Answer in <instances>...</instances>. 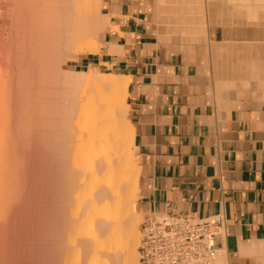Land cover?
<instances>
[{"label":"bare ground","instance_id":"1","mask_svg":"<svg viewBox=\"0 0 264 264\" xmlns=\"http://www.w3.org/2000/svg\"><path fill=\"white\" fill-rule=\"evenodd\" d=\"M157 1L156 8L163 4V0ZM246 1L264 4V0H241L238 5L248 14L264 8ZM103 5L101 0H17L15 8L28 11L25 14L30 19L23 24L33 42L36 44L44 36V44L60 54L55 56L52 72L55 84L32 86L33 101L21 95L30 103L20 102V107L27 114H36L34 124L38 128H0V264H140L142 214L133 209L139 166L132 157L134 129L126 103L129 77L94 65L82 70L63 67L67 60L79 61L88 53L122 52L119 45L103 40L111 27L109 15L102 13ZM156 13L154 17L158 19ZM179 15L174 18L178 20ZM200 17L203 22L199 18L193 26L203 34L207 22L204 25L203 14ZM187 26L189 32L194 31L193 26ZM192 33L196 36V32ZM203 41L202 44L208 40ZM212 44L213 51L224 53V48ZM249 49L248 46L240 61L229 65L230 69L222 66L223 62L217 63L223 55V64L231 62L225 53L220 56L209 52L220 56L217 59L211 55L209 59H216L212 66L217 65V70L228 68L219 71H230L238 80H225L215 86L231 89L242 98L254 93L264 102V59L248 58ZM10 85L6 90L8 118L14 106ZM220 236L223 239L225 235ZM263 242L241 245L240 256L254 259L253 264H264ZM215 264H232L224 248L217 249Z\"/></svg>","mask_w":264,"mask_h":264},{"label":"crops","instance_id":"2","mask_svg":"<svg viewBox=\"0 0 264 264\" xmlns=\"http://www.w3.org/2000/svg\"><path fill=\"white\" fill-rule=\"evenodd\" d=\"M10 1L16 69H21L24 90L32 85L53 86L52 72L59 50L44 44V36L36 44L33 42L32 34L24 27L26 23L23 24L30 19L28 13H21L22 17L17 10L14 13L17 0H0V10ZM101 1L102 13L109 15L111 26L103 40L119 45L122 52L88 53L74 61L72 69L94 65L129 77L126 103L134 129L132 157L139 166L133 209L143 218L151 213L187 212L197 217L221 213L226 225L224 240L217 238L218 248L225 249L232 264H253L254 259L240 256L239 250L241 245L264 240V102L254 93L242 98L231 89L216 87L231 78L225 71L235 62L233 59L227 62L228 66L223 64L224 55L218 59L222 50L221 54L217 48L213 51L211 43L226 47V56H240L243 40L256 42L264 37L263 26L243 23L258 18L264 8L249 17L238 5L241 0H161L162 6L157 5L160 10L155 7L157 0ZM261 2L249 5L263 6ZM199 8L204 25L208 23L202 29L204 35L201 29H197L200 33L195 31V24L202 19ZM176 12L183 22L179 17L177 20ZM7 17L8 14L0 13V33L1 22ZM173 20H177L176 25L181 24L176 26ZM185 26H193L196 36ZM200 38L207 43L203 45ZM250 49L253 55L255 47ZM212 51L220 56L209 54ZM209 55L218 57L217 63L223 62L221 65L229 69L217 70V65L212 66L216 59L212 61Z\"/></svg>","mask_w":264,"mask_h":264},{"label":"built area","instance_id":"3","mask_svg":"<svg viewBox=\"0 0 264 264\" xmlns=\"http://www.w3.org/2000/svg\"><path fill=\"white\" fill-rule=\"evenodd\" d=\"M221 213L197 217L187 212L151 213L140 223V264H215Z\"/></svg>","mask_w":264,"mask_h":264},{"label":"rangeland","instance_id":"4","mask_svg":"<svg viewBox=\"0 0 264 264\" xmlns=\"http://www.w3.org/2000/svg\"><path fill=\"white\" fill-rule=\"evenodd\" d=\"M33 0H31L32 3ZM30 4V3H29ZM17 5V3H16ZM28 5V4H26ZM25 5V6H26ZM12 6V3L10 1V3H7L6 5L3 6L2 11L6 14H8V20H4L1 22V26H2V32L0 33V128H38L36 127V125L34 124V120L36 119V114L34 112H29V114H27V111H25V109H22V107H20V102L21 105L23 103V105L25 104V102H29V100H26V96H29V99L33 101L34 97H33V92H31L32 90V86L30 87V89L27 91V89L24 90L23 85L21 84V69L17 70L16 69V54H17V50H16V34L13 32L14 30H12V19L10 16V8ZM29 6V5H28ZM31 6V5H30ZM23 8L21 7V10ZM28 9V7H27ZM263 8H260V10ZM15 10H17L18 12H20V14L22 12L24 13H28V11L26 10H22L20 11V9L15 8L14 9V13ZM258 12V11H257ZM247 13V12H246ZM257 13L255 14H248L247 15L249 17H254ZM245 17V16H244ZM258 18L255 19H248L246 20V22L243 23H248V24H252V25H258L259 27L263 26L264 27V12H260L257 14ZM259 39H261L260 41H246L243 40V42H241V49L242 50V54L239 56H237L236 58H231L227 55V57H229L230 60H233V62H237L240 61V59H242L245 56V52H247V47L249 46V48L255 47V55H251V53L249 52V56L248 58H256V57H260L262 59H264V37H260ZM248 45H246L245 44ZM254 42V44H253ZM259 42V45H257ZM226 44V43H224ZM246 45V46H242V45ZM257 46H256V45ZM254 45V46H253ZM225 50H227L226 47H222ZM251 49H249L250 51ZM238 51V49H237ZM66 64V65H65ZM69 64V65H68ZM76 65V62L72 61V60H67L66 62L63 63V67L64 68H74V66ZM102 70H105L102 68ZM227 75L229 77H231L230 79H226L227 81H232V82H237L238 80L233 78V74L227 73ZM11 76V77H10ZM11 85H10V84ZM7 85H10V91L11 92V96L10 98H12V103L14 104V106L12 105L11 108V115L10 118H8V109L7 105H8V100L9 98L6 96H8L7 91H9V89H7ZM7 90V91H6ZM27 91V92H26ZM18 94H20V97L18 96ZM21 95L25 96V98L21 97ZM22 98V99H21ZM22 100V101H20ZM31 101V102H32ZM8 102V103H7ZM25 113H24V111ZM26 116H25V115ZM9 120L10 123H6V121ZM143 220V216L141 221Z\"/></svg>","mask_w":264,"mask_h":264}]
</instances>
